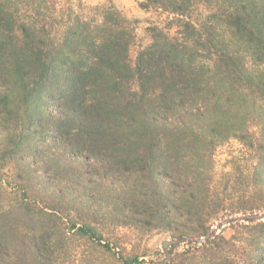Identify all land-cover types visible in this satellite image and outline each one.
<instances>
[{
    "label": "trees",
    "instance_id": "1",
    "mask_svg": "<svg viewBox=\"0 0 264 264\" xmlns=\"http://www.w3.org/2000/svg\"><path fill=\"white\" fill-rule=\"evenodd\" d=\"M141 7L166 17L145 46L112 4L0 0V264H67L74 240L141 264L116 229L195 240L264 214V0ZM230 141L239 150L218 173ZM63 181L115 201L57 193ZM231 226L170 264H264V221Z\"/></svg>",
    "mask_w": 264,
    "mask_h": 264
},
{
    "label": "rangeland",
    "instance_id": "2",
    "mask_svg": "<svg viewBox=\"0 0 264 264\" xmlns=\"http://www.w3.org/2000/svg\"><path fill=\"white\" fill-rule=\"evenodd\" d=\"M87 5L92 6H108L112 4L117 10L120 11V13L128 20L134 22V26L136 27V34L138 39V44L140 46H145L149 43V35L148 30L153 25H159L160 22L164 23L165 16H159L156 12L152 11H145L142 9L141 4L143 0H82ZM53 142V141H52ZM61 149L58 151L60 152ZM230 150L234 152V154H237V150H239V146L235 141H230L227 144H225L223 147L218 148L215 156V164H216V171L219 173L223 169V165L228 159ZM27 155V154H26ZM48 152H43L40 159L46 160L48 156ZM29 156L31 157V154L29 153ZM67 156V154L65 155ZM66 161L71 162V167L77 168L72 173H80V180L85 181V183H88V181H94V178H91V175L93 173L92 168H88L85 163L82 161H76L75 156L69 154V157H67ZM39 160L33 161L32 163V169L33 171H36V169L40 171H44V168H42L41 165H38ZM73 162L75 165H73ZM48 170L49 168L46 167ZM51 170V169H50ZM227 170V168H226ZM91 173V175L89 174ZM49 174V175H48ZM53 174V173H52ZM50 172L44 173L42 176H47L48 178L53 176ZM70 178L68 175L66 176ZM61 179V178H59ZM83 179V180H82ZM62 180V179H61ZM53 181V180H52ZM81 181L78 180L80 183ZM125 181V180H124ZM130 185V184H129ZM56 192L62 193L63 187L70 192H78L85 198H89L94 196L93 200H101L104 202V204H107L109 208L113 205L112 202L115 201V199H111L109 195L105 193H100V191L95 193L96 189L92 185L82 187H78L74 181L68 183H56ZM114 190L116 189V186H113ZM111 188V189H113ZM79 189V190H78ZM109 190V189H108ZM107 190V191H108ZM8 192H14L18 196L20 195L19 192L15 191L13 188H9ZM102 192V191H101ZM78 193H74V195H78ZM95 193L96 195H92ZM250 216H260L262 214H246ZM245 216V215H244ZM243 215L239 216H233V217H225L221 218L220 220L214 222L212 225L210 231L207 233L206 236H210L207 240L211 239L215 235H222L225 238H229L233 234V229L231 224H247L248 221H237L233 222L230 221L232 218L237 217H244ZM228 220L229 223L221 226V224ZM252 222H259L264 221L259 218L251 219ZM204 236V237H206ZM201 237V238H204ZM115 238L117 240V244L119 246L118 250H122V255L124 257H138L141 264H163L165 261L166 264H170V261L178 254H181L182 252L190 249H197L201 248L202 244H204L206 241H203L200 244H196V241H199V239L195 240H189L185 238H172L170 234L160 232V231H150V232H141V231H135L131 230L129 228L120 227L119 229H116L115 232ZM163 242H169L171 245L164 250L161 246ZM82 241L74 240L73 242V248L75 249V256L72 261H70L67 264H118L115 261V258L111 256L110 254H104L100 252L99 250H96L94 248L86 247L84 244L82 245Z\"/></svg>",
    "mask_w": 264,
    "mask_h": 264
},
{
    "label": "water",
    "instance_id": "3",
    "mask_svg": "<svg viewBox=\"0 0 264 264\" xmlns=\"http://www.w3.org/2000/svg\"><path fill=\"white\" fill-rule=\"evenodd\" d=\"M254 218H259L261 220H264V214L260 215V216H250V215H245L244 217H237V218H232L230 221H233V222H237V221H250L251 219H254ZM229 223L228 220L224 221L221 226L225 225ZM210 236H206L204 238H201L199 241H196V244H200L202 243L203 241H206ZM187 239V238H185ZM171 244L169 242H163L161 244L162 248L164 250H166V248L168 246H170ZM167 262L165 261L163 264H166Z\"/></svg>",
    "mask_w": 264,
    "mask_h": 264
}]
</instances>
